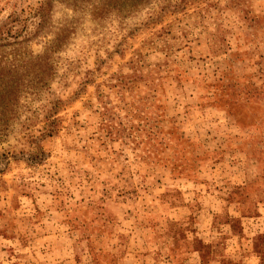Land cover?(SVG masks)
Listing matches in <instances>:
<instances>
[{"label":"rangeland","instance_id":"1","mask_svg":"<svg viewBox=\"0 0 264 264\" xmlns=\"http://www.w3.org/2000/svg\"><path fill=\"white\" fill-rule=\"evenodd\" d=\"M43 1L0 0V264H264V0Z\"/></svg>","mask_w":264,"mask_h":264},{"label":"trees","instance_id":"2","mask_svg":"<svg viewBox=\"0 0 264 264\" xmlns=\"http://www.w3.org/2000/svg\"><path fill=\"white\" fill-rule=\"evenodd\" d=\"M183 0H180V2H174L171 5H169L170 10L177 9L181 7ZM49 2V0H45L39 4V7L37 8V11L33 15V18L37 19L35 22L36 26L42 19V12L45 9V5ZM23 34L21 35V40H28L32 38L35 34V30L33 32L26 31V27L22 29ZM11 37V39H9ZM15 43V40L13 39V35L7 34V31H4L0 29V53H2V50L5 46L10 45L11 43ZM38 57V56H35ZM16 69V65L8 60L6 57L0 55V96L9 94L11 95L12 92H17L19 88V83H16L14 80H10V77L6 79L8 75H12ZM47 73L45 72L44 76H46ZM13 78V76H11ZM88 80V79H87ZM88 82V81H87ZM60 103V100L57 99L50 103L49 106L43 107L44 112V126L42 127L40 131V136H50L52 135L57 126V119L55 117V113L57 111L58 105ZM101 118L103 121V126L106 128V131L110 133H114L117 136H121V133L123 132V127H121V124L118 121V117L116 113L110 110L109 106L107 105V102L103 101L101 102ZM3 132V126L0 128V133ZM42 154V153H41ZM38 162V161H36Z\"/></svg>","mask_w":264,"mask_h":264}]
</instances>
